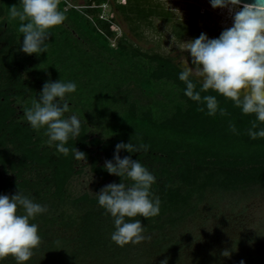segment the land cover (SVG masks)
<instances>
[{"label": "trees", "instance_id": "obj_1", "mask_svg": "<svg viewBox=\"0 0 264 264\" xmlns=\"http://www.w3.org/2000/svg\"><path fill=\"white\" fill-rule=\"evenodd\" d=\"M19 3L0 0V194L21 191L47 206V211L32 221L40 226L41 242L25 264H161L165 259L168 264H225L218 254L193 249L198 239L194 232H201L210 220L219 217V212L223 214L224 201L233 203L234 210V204L264 196V138L251 139L247 134L255 114H243L231 99L210 89L202 95L217 96L228 115H208L206 107L201 111V105L184 94L186 85L179 80L181 67L176 58L142 50L127 33L118 38L116 50L110 48L109 41L118 36L116 13L138 38L155 18H160L172 25L177 38L189 35L195 39L205 33L196 17L177 20L161 0H86L81 7L72 3L65 12L83 36L97 43L99 53L111 49L123 63L144 60L145 67L137 80L149 87L169 84L181 99L173 111L164 114H158V105L140 106L136 100H129L118 116L115 133L106 138L93 135L83 116L80 135L67 143L70 149L76 147L85 153L84 160L100 180L101 188L107 185L105 182L122 180L103 167L106 160L113 159L117 143L150 145L147 152L128 153L122 149L120 155L139 159L156 175L152 192L160 197L161 210L154 217H126L141 220L144 239L120 246L111 239L114 218L98 204L99 192L79 196L70 192L72 179L83 172V167L78 168L81 159L73 152L67 156L58 153L54 145L47 143L44 129L36 131L20 119L19 102H27L29 108L40 92L32 77L24 74L29 71L26 62L30 58L21 51V21L9 15L10 7H20ZM68 3L60 0V9ZM104 3L113 5L109 17H101ZM48 31L47 51L33 59L36 75L48 81L50 75L46 72L51 70L53 77L76 82L81 81L79 76L92 72L96 80L90 87L100 85L103 90L102 111L116 112V98L110 91L116 83L127 81L123 72L112 69L97 55L80 53L78 41L61 24ZM219 33L215 31V35ZM199 87L197 84V90ZM230 121L236 124L239 134L231 131ZM125 182L132 183L130 179ZM0 264L17 262L9 255L0 259Z\"/></svg>", "mask_w": 264, "mask_h": 264}, {"label": "clouds", "instance_id": "obj_2", "mask_svg": "<svg viewBox=\"0 0 264 264\" xmlns=\"http://www.w3.org/2000/svg\"><path fill=\"white\" fill-rule=\"evenodd\" d=\"M210 3L213 8L234 12L233 24L218 37L209 38L201 33L187 42L186 50L190 51L193 66H189L187 59L180 62L179 80L186 85L184 94L198 102L201 111L206 107L208 115L215 116L219 112L226 116L228 112L220 107L217 96L202 95L210 89L222 94L243 114H255L256 119L247 129L248 136L264 138V127H261L264 125V0L252 3L210 0ZM19 5L10 7L9 15L21 21L19 31L24 34L21 51L39 55L47 51L46 39L51 33L48 30L65 21V12L60 9V0H20ZM76 89L75 81H46L39 99L24 110V116L34 130H45L47 143L54 145L58 153L67 156L73 152L75 158L85 159L83 151L67 146L70 138L80 135L82 127L78 114L65 116L70 111L65 97ZM229 128L239 134L235 123L230 121ZM149 148L146 143L119 142L113 159L103 165L109 174L122 178L121 182L109 183L97 193L98 204L114 218L111 239L120 246L144 239L145 225L141 220H126V217L149 218L159 215L161 210V199L152 192L156 175L139 159L120 155L122 149L136 153L147 152ZM126 179L132 183L129 185ZM46 211V205L21 191L13 195L0 194V259L11 255L17 264H25L32 258L33 250L41 242L40 226L32 221ZM223 255L229 256L230 252L225 250ZM161 264H168L167 259ZM240 264L245 262L241 260Z\"/></svg>", "mask_w": 264, "mask_h": 264}, {"label": "rangeland", "instance_id": "obj_3", "mask_svg": "<svg viewBox=\"0 0 264 264\" xmlns=\"http://www.w3.org/2000/svg\"><path fill=\"white\" fill-rule=\"evenodd\" d=\"M119 1L121 0H116V2ZM161 1L174 12L175 19L177 20H187L191 17H196L198 26L207 32L209 38L212 37V31L222 32L233 24L234 12H229L227 8H213L210 0ZM68 2L63 8L64 12L72 7V3L76 2L79 5L78 7H81V5L86 3V0H68ZM101 7L103 10L101 17H109L113 5L104 3ZM115 18L117 24L115 28L118 31V36L117 38H109L110 48L113 50L118 48V38L127 33L138 46H141L142 50L158 51L162 54L173 56L178 63L187 59L189 66H193L191 64L190 51L186 50L187 42L192 40V37L187 35L183 39L177 38L173 33L170 23L160 18H155L153 25L147 27L143 36L138 38L131 32L128 22L121 15L116 13ZM61 26L68 30L78 41L77 47L80 53H87L88 56L97 55L96 57L100 61L112 67V69L118 68L125 75L123 77L127 78L126 82L116 83L115 88L110 91L115 96V104L118 107L116 112L115 110L112 111L115 112L113 114H111V110L109 112L102 111L103 98L101 97L103 96V90L100 85L97 87L92 86L93 81L96 80L92 72L79 76L78 78H81V81H76V91L66 95L65 100L69 103L70 111L65 113V116L73 113L78 114L80 118L86 116L89 121L90 132L93 135L104 138L113 136L118 125V116L128 106L129 100H136L140 106L158 105V114L173 111L174 104L181 101L179 95L172 92L169 84L163 87H149L140 80H137L141 77V70L145 67V64L143 65L144 60L138 61L136 64L133 61L131 63H123L122 59H118L111 49L107 51L100 49L101 53H99L97 43L83 36L79 30L80 28L67 15ZM218 36L217 34L213 38ZM1 45L2 43L0 42ZM28 55L30 60L26 63L29 71L24 72V74L26 77H32L38 92H41L46 81L41 80L32 69L33 59L36 60L37 55L35 53ZM135 60L137 61L138 59ZM46 73L50 75L48 81H64V78L53 77L54 74L51 70H47ZM69 80L74 81L72 79ZM90 83L92 84V88L90 87ZM91 89L93 90L91 91ZM18 106L21 121L27 122L24 116V110L28 108L27 102H19ZM80 167H83V172L76 175L69 186L72 195L79 196L85 192L91 194L100 192L102 184L96 174L91 171L88 162L81 159L78 168ZM109 182L112 181L105 182L104 184H108ZM229 202V200L224 201V205L221 207L224 210L223 214L219 212V217L210 220L201 232L195 230L194 236H197L198 239L195 241L193 249H203L209 255L215 254L216 256L218 254V258L223 259L225 264H240L241 260L245 264H264V196L260 195L240 205L234 204V210H232L233 203L229 205ZM225 250L230 252L229 256L223 255Z\"/></svg>", "mask_w": 264, "mask_h": 264}, {"label": "water", "instance_id": "obj_4", "mask_svg": "<svg viewBox=\"0 0 264 264\" xmlns=\"http://www.w3.org/2000/svg\"><path fill=\"white\" fill-rule=\"evenodd\" d=\"M244 3H252L254 0H243Z\"/></svg>", "mask_w": 264, "mask_h": 264}, {"label": "flooded vegetation", "instance_id": "obj_5", "mask_svg": "<svg viewBox=\"0 0 264 264\" xmlns=\"http://www.w3.org/2000/svg\"><path fill=\"white\" fill-rule=\"evenodd\" d=\"M203 30V29H202ZM206 34H207V32L205 31V30H203ZM214 34H215V31H212V37L211 38H213V36H214ZM207 36H208V34H207ZM209 37V36H208Z\"/></svg>", "mask_w": 264, "mask_h": 264}]
</instances>
